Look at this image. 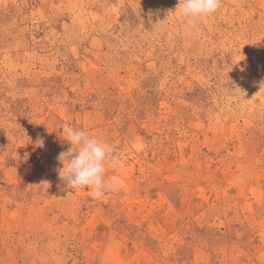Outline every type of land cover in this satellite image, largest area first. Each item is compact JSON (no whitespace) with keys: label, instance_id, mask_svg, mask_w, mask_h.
<instances>
[{"label":"rangeland","instance_id":"374dc122","mask_svg":"<svg viewBox=\"0 0 264 264\" xmlns=\"http://www.w3.org/2000/svg\"><path fill=\"white\" fill-rule=\"evenodd\" d=\"M179 2L0 0V264H264V0ZM65 121L126 189L67 188Z\"/></svg>","mask_w":264,"mask_h":264},{"label":"clouds","instance_id":"9594fccd","mask_svg":"<svg viewBox=\"0 0 264 264\" xmlns=\"http://www.w3.org/2000/svg\"><path fill=\"white\" fill-rule=\"evenodd\" d=\"M221 7L222 0H180L178 9L183 18L195 24ZM61 129L62 139L71 145L57 157L63 165L58 170L59 177L68 189H87L93 198L102 199L109 192L127 188L126 180L119 175H106L109 167H123L122 159L116 156L110 143L67 121L62 123ZM37 145L42 147L43 140H38Z\"/></svg>","mask_w":264,"mask_h":264}]
</instances>
